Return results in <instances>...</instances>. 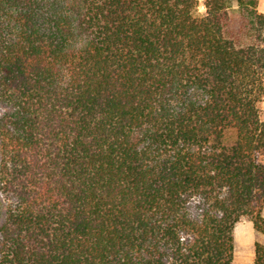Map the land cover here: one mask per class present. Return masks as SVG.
<instances>
[{
    "label": "trees",
    "instance_id": "trees-1",
    "mask_svg": "<svg viewBox=\"0 0 264 264\" xmlns=\"http://www.w3.org/2000/svg\"><path fill=\"white\" fill-rule=\"evenodd\" d=\"M258 2L0 0V264H233L238 222L264 234Z\"/></svg>",
    "mask_w": 264,
    "mask_h": 264
},
{
    "label": "rangeland",
    "instance_id": "rangeland-1",
    "mask_svg": "<svg viewBox=\"0 0 264 264\" xmlns=\"http://www.w3.org/2000/svg\"><path fill=\"white\" fill-rule=\"evenodd\" d=\"M204 6L201 5L200 10ZM202 11V10H201ZM262 117L264 118V100L260 104ZM10 107L5 103H0V114L8 111ZM10 197L0 192V215L5 217ZM264 213V209H263ZM1 219V220H2ZM235 249L233 264H255L256 244L264 245V234L254 228L253 222L248 218H243L234 228Z\"/></svg>",
    "mask_w": 264,
    "mask_h": 264
},
{
    "label": "crops",
    "instance_id": "crops-1",
    "mask_svg": "<svg viewBox=\"0 0 264 264\" xmlns=\"http://www.w3.org/2000/svg\"><path fill=\"white\" fill-rule=\"evenodd\" d=\"M258 7L261 11L264 12V0H259Z\"/></svg>",
    "mask_w": 264,
    "mask_h": 264
},
{
    "label": "clouds",
    "instance_id": "clouds-1",
    "mask_svg": "<svg viewBox=\"0 0 264 264\" xmlns=\"http://www.w3.org/2000/svg\"><path fill=\"white\" fill-rule=\"evenodd\" d=\"M201 10L203 11V8Z\"/></svg>",
    "mask_w": 264,
    "mask_h": 264
}]
</instances>
